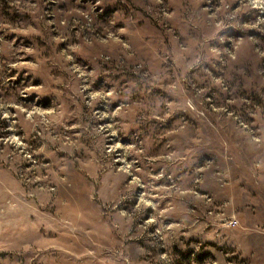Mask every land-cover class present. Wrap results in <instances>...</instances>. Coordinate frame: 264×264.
Segmentation results:
<instances>
[{"label": "rangeland", "instance_id": "374dc122", "mask_svg": "<svg viewBox=\"0 0 264 264\" xmlns=\"http://www.w3.org/2000/svg\"><path fill=\"white\" fill-rule=\"evenodd\" d=\"M0 264H264V0H0Z\"/></svg>", "mask_w": 264, "mask_h": 264}]
</instances>
